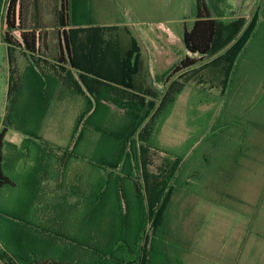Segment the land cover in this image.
Listing matches in <instances>:
<instances>
[{"label": "crops", "instance_id": "0c3cea01", "mask_svg": "<svg viewBox=\"0 0 264 264\" xmlns=\"http://www.w3.org/2000/svg\"><path fill=\"white\" fill-rule=\"evenodd\" d=\"M45 1L46 0H41V7L45 8L49 6L51 12L49 3ZM128 1L129 0H69L70 15L74 14L75 18L74 22L72 21L67 29L76 32V34L73 35L77 37L71 39V54L74 56V59L76 58L78 65L82 66L84 69L80 67H77L80 69H72L67 65L56 63L50 57L41 55L38 56L40 59L38 63L41 64V67H38V71H31L29 67L28 71L24 69L25 72L21 71L18 73L20 79H26L25 74H28V78L30 79L34 78L36 75L39 78L37 93L41 96V129L46 127L49 121V119H47L45 125L42 121L47 112L45 109H50L53 105L71 106L73 110L79 112L75 117V126L83 112H88L86 119L92 125L94 124L95 117L93 112L95 110L101 109V111L107 112L123 111L124 113L129 110H139L141 105H143L141 98H144L145 103L153 102V111L158 108L160 104L159 98L164 97L170 85V83L168 85H163V83L162 85L159 84L160 81L163 82L162 78H159L157 73H155L156 65H154L155 61L153 58L156 57L157 64H159V56L157 53L162 51L157 50L155 53L151 51L150 46L153 47L152 39L149 40V44L147 45L150 50L147 51L143 49L142 43L137 41L131 33L139 47L140 54L138 56L126 55L125 52L128 49L129 51L133 49V42L132 39L125 40V32L141 30L150 31L161 25L163 26L164 21H158L156 17L155 19L150 18L152 14L156 15L157 13L155 2L151 5V0H146L147 3L144 2L140 4L138 0H135L136 7L139 6V8L134 10ZM45 12H41V14L43 15L45 13L47 15L45 22H42V24L44 26H50L45 28V30L50 32V37L47 42L50 46L55 48L56 53H58L60 51V49H57L58 40L55 37V33H51L56 31L57 28L51 27L53 24H50V12L46 10ZM138 15L143 16L137 17ZM164 27H167V25H164ZM60 30H62V28ZM109 30L117 32L122 38L117 39L116 54L113 53L105 57L100 54L95 59L94 46L91 45V40L89 39L90 35H92L90 33ZM123 44L124 46H122ZM62 45L63 43L61 42V46ZM126 45H128L127 50H125ZM61 48L63 49V46ZM15 51L21 54L24 53V51L19 48H16ZM163 52L166 55L169 53L168 50ZM93 66L97 67L96 69L99 70L102 79L89 73L88 69ZM96 76L99 75L96 74ZM105 79L109 81H105ZM96 80L102 83L99 84ZM159 85H161L160 91H158ZM136 96L138 99H136ZM42 110H44V112H42ZM105 124L106 121L103 125ZM85 127L91 126L85 125ZM6 135H10L8 141H6ZM6 135L3 147V163L5 159V149L8 150L7 157L11 150L15 151L17 160H11L10 168L7 169L4 174L8 180L14 183V186L17 181L11 177L13 176V172L19 173L21 167L24 172L32 163V158H28L30 144L38 149L36 159L39 165H37V170L32 173L24 172L25 174H22V182L34 184L39 192L40 198L37 200L24 201L21 206L26 207V210L21 211L20 215L15 216L11 215V213L10 215H3L5 218L1 221H4L3 223L5 224L0 228V236L6 240V247L4 248L0 244V264H17L13 260L12 253L25 258L36 256L37 259L41 260V257L44 256L45 258H53V260L57 262L79 264L74 260L58 259L55 257L54 255H56L57 252L56 248L58 247L61 249H77L79 247L84 252L82 247L88 249L92 248L90 247L91 245H94L95 248L99 246L103 250V253L109 254L110 252H116V254L120 255L126 251L128 245L125 241L128 240V237L136 235L137 233H127L125 231L124 225L127 222L126 219L122 217L124 214L123 205L119 207V211L120 208L122 209V215L118 213L111 218L108 216V210H106V214L94 215V210L92 211L93 203L87 200V198L79 200V207L75 204V200H71L72 198L64 203L56 199L60 196V190L74 192H81L84 190L85 192L89 191L93 194V190H95L92 178L94 171L100 175L99 177L101 179L105 177V170L107 169L104 168L106 167L101 169L98 166L96 167L93 161L90 162V160H88V156L92 157L94 147L92 145L89 146L87 135L84 137L82 134V136H79L77 139L74 132L71 146L66 150L57 147H52L51 149L47 139L42 135L41 138L38 137V140L29 136L27 132L21 133L13 128H8ZM204 138L205 136L203 139ZM227 140L228 137L221 140L219 144ZM201 141L202 139L199 140L198 143ZM81 142L85 143V145L81 146L79 144ZM210 146V149L202 150L200 158L196 156L197 163L194 166L187 168V165H185L187 161L184 160L180 171L181 175H184V180L187 175L193 174V172L196 175L198 174L197 181L202 180V176L207 174L209 176L207 182L201 185H195L193 188H188L190 189L189 191L180 188L184 183L172 186L169 191L171 193H169V199L166 200L165 213L166 211H171L168 210V207L172 209V205L177 201L176 198L180 194H182V196L185 195L189 201H194L204 206H210L214 209L213 212H229L232 217V223H236V226H239V224L243 226V224H245V228H242L243 230L240 229L239 245H235L234 250L230 252L229 264H264V254L262 251H259L258 254L252 251L253 244L264 245V205L260 208L258 207L264 186V144L261 151L245 153V157H240L241 155L239 153L235 154V156L232 153L229 154L230 159H233L229 162L228 160L226 161L228 157L227 155L224 156L225 152L221 150V145L216 146L213 143V145L210 144ZM80 148L84 151L82 154H76V150ZM88 152H90V154ZM192 153L193 150H190L186 157L187 160L190 158L189 154ZM122 155H124V153L117 154L116 151L109 154L108 151L104 149L100 152L98 158L107 161L111 160L112 163H118ZM76 156L82 161L79 162L74 159V161H70L69 164L68 159H71V157L75 158ZM166 158L167 161L170 162L174 161L177 157L167 155ZM21 163L23 165H21ZM228 163H230V169L226 168L229 165ZM196 165H201V168ZM240 166L245 170L240 171ZM72 168L75 169L73 170ZM66 169H72L71 177L67 176L64 178L62 175L65 173L64 170ZM61 171H63L61 174L62 177L59 176ZM211 171L216 172L211 173ZM168 172L171 173V170H168ZM232 173L235 174V177L232 178L228 184L221 182L216 183L214 180L220 179L219 174L220 176H224ZM82 174L86 175V182H83L84 179ZM89 175L91 176L90 179ZM177 181H183V177H181L180 180L179 177H177ZM110 185L111 184H107V191H115L114 187ZM119 190H122V188H119ZM41 191L51 192L47 197L50 199L49 201H46L47 198L42 199ZM191 192L192 194H190ZM109 194L113 195L114 193L112 192V194ZM69 196L71 197L70 194ZM110 201V199H106V203L103 205H106L108 208L111 206L113 207L114 204L110 203ZM152 201L155 205L157 200L155 198L152 199ZM60 203L66 206V212L70 213V215L60 213V211L62 212V205ZM79 212L81 213L80 215H78ZM96 213L98 214V212ZM182 215L174 217L173 221H177H175V225L171 224V227L166 226L165 219L161 215L155 230H161L162 228L163 233H165L167 237L176 238L180 240V242H188L189 237L192 236V231L189 225L185 224V217ZM136 220L134 219V222ZM66 221L73 223V230L76 231L75 233L81 231L88 232V234L85 233V236L82 235L81 237L74 236L76 235L74 232L71 235L62 234L64 231H62L60 223ZM92 221H96L97 226L91 224ZM65 228L70 232L68 226ZM228 231V228L225 227L224 232L226 236ZM168 234H171V236H168ZM222 234L223 229L217 234L219 239L222 238ZM83 237L84 239H82ZM92 240L94 241L91 242ZM217 243L218 247H221L220 240H217ZM132 244L134 246L136 245V239L133 240ZM163 247L165 251L153 250L152 259L154 261H151L150 264H178V260H174L175 256H179V254L183 256V254L186 253L184 249L181 248V250H179L173 248L171 245L166 244ZM221 251L222 249H220L219 253H221ZM89 253L93 255V252ZM182 259L183 257L181 258V264L184 263ZM90 264L93 263L90 262Z\"/></svg>", "mask_w": 264, "mask_h": 264}, {"label": "rangeland", "instance_id": "374dc122", "mask_svg": "<svg viewBox=\"0 0 264 264\" xmlns=\"http://www.w3.org/2000/svg\"><path fill=\"white\" fill-rule=\"evenodd\" d=\"M168 2L169 0H165L163 3L164 7L159 8H165L168 5ZM230 5L231 10L226 12L224 17L217 18V20L221 25H237L240 29L239 33L237 36L235 35V40L232 43L214 55L205 58L203 63L199 66L209 65L219 57H222V61L215 63L216 65L211 67V70L209 68L201 69V67L200 69H197L198 71H195L192 74V76L197 75L204 78L208 84V88L203 89L206 93H203L202 91L196 92L190 87L188 92L183 88L179 97L175 98L173 102L167 103L162 110L157 112L155 119L150 122L149 128L146 127V131L143 130V132H141L140 138L134 139L136 146L142 142L144 149L146 150L142 152L144 156L142 159L143 167L141 169L144 176V186L146 188L143 192L144 199H155L157 197L162 199V197L169 193L165 190V192L158 196L159 190L156 188V182L163 180L169 174L168 170L173 168L172 165L175 160L168 162L166 158L167 155L175 157L181 156L185 152L189 153L190 150L194 149L198 144V147L193 150V153L189 154V160L186 159L187 164L185 165H187V168L190 166L192 167L197 163L196 156L200 158L202 150L210 149V144L213 143L214 145L217 144V146L221 145L219 144L221 140L227 138L229 136L228 134L232 131L242 129L241 127H244L246 121L251 117L257 121L260 119L261 121H264V0H230ZM174 6L175 8H171L168 12L165 10L157 11L156 15L152 14L150 16V18L153 19H155V17L157 18L159 15H164V13L170 14L173 17L175 16L176 18L173 19L174 21L168 19L165 22V20L162 19L164 25H167V27L161 25L150 31L141 30L131 32L134 38L142 43L143 49L147 51L151 49L154 53L157 52V50L162 51L157 53L159 56V64H157V58H153L155 61L154 65H156L155 73H157L159 78L167 73V71L176 65L183 57H197L196 55L187 52L181 42L179 32L177 31L178 24L180 26L183 24L188 29L192 26V0L175 1ZM142 16L143 15H138L137 17ZM28 18V26L32 27L35 23V21L33 23V19L35 20L36 18L35 10H33V8H31ZM224 28V25L220 26L221 37H223ZM245 31H247V35H245V47L240 50L238 55H236V58H233L234 52L232 53V57L231 55L227 56V52L230 53L229 51L233 44L236 40L241 38ZM51 33L54 34V32ZM13 34L16 37L18 36V32H14ZM1 35L0 25V129L4 125L9 124L14 130L17 129L21 133H31L39 138H41L42 135L47 139L51 149L52 147L61 148L63 150L68 149L71 146L72 137L74 135L76 123L75 117L79 112L73 110L71 106L53 105L50 109H45L47 112L42 121L44 125L47 119H49V121L47 122V126L41 129V96L37 93L38 85L32 79L28 78V74H25L26 79H20L18 76L19 72H23L24 69L25 71H28L29 67V70L31 71H38V67H41V64L37 63V66L34 65L27 56L24 57L23 54L15 51L16 48L9 49V57L7 53L8 47L2 42ZM150 39L153 40V47L150 46L149 49L147 45L149 44ZM165 50H168V55L163 52ZM236 65H238L237 78L244 79L242 86L243 89H240V92L244 95H239L241 96L242 102H245L242 106L244 107L246 104L252 103L253 106L256 107V110L248 112L251 116L244 115L245 117H242V114H244L243 112H236V116L242 115L239 119L243 122V126H238V128H236L235 120H229L226 124L227 127L222 134L216 132L203 139V137H201L202 133L206 131L205 134H207L209 132V129L216 118L214 114L218 110V106L214 102L216 100L218 104L216 98L220 97L219 93H225L228 81L232 76L231 73H233ZM31 67H33V70ZM10 74L12 76L11 84L9 77ZM162 83L163 82L160 81L159 84L162 85ZM9 84L11 86V92L8 94ZM161 85H159L158 91H160ZM257 86L261 91V95H258L259 93H257L258 88L256 93L254 92ZM246 89L252 92V94L249 93L250 100L246 98ZM161 99L162 98H159V103ZM219 102V104H221L220 100ZM42 112H44V110H42ZM127 112L128 111H125V113L123 111L107 112L99 109L98 111H95L94 123L101 125L102 128L105 127V129L109 131H119L123 128V125L128 123ZM228 115H231V113ZM105 121L106 124L103 125ZM102 133L94 131L91 127H84L82 131L84 137L86 135L88 136L89 146L92 145L94 147L92 157L88 156V160H90V162L93 161L94 164L101 162L102 159H98V155L104 149H106L109 154L113 153L115 150V144L112 140L114 135H109V133L106 134L105 132ZM259 136L260 135H258V137ZM9 138L10 135H6V141H8ZM201 138L202 141L198 143ZM79 144L81 146L85 145V143L82 142ZM233 147V140L228 139L225 141V154H231ZM37 150L38 149L35 146L30 144L28 158H32V163L29 168H26L24 171L25 173H32L37 170V165H39V162L36 159V155L38 154ZM7 151V149L4 150L5 159L3 163V172L5 173L7 169L10 168L11 160H17L15 151L11 150L9 152V158L7 157ZM83 151L80 148L76 150V154H82ZM88 153L90 154V152ZM74 159L79 162L82 161L76 156L75 158L71 157V159H68V163L70 164V161H74ZM227 160L228 159H226V161ZM228 164L229 165L226 168L230 169V163ZM21 165L23 164L21 163ZM196 166L201 168V165ZM72 169L74 170L75 168ZM72 169L64 170L65 173L63 174V171H61L59 176L62 174L64 178L67 176L71 177ZM239 169L240 171L245 170L242 166H240ZM22 170L21 167L19 173L13 172V176H11L17 181L14 187L4 186L0 190V228L5 224L3 223L4 221H1L5 218L3 215H10V213L15 216L20 215L21 211L26 210V207L21 206L24 201L37 200L40 198L39 192L34 184L22 182V174H25ZM141 171L139 167L138 175H141ZM215 172L216 171H211V173ZM82 175L84 179L83 182H86V175ZM99 176L100 175L94 171L92 178L95 190H93V194L89 191L85 192L84 190L81 192L60 190V196L56 199L61 200L64 203L72 198L71 200H75V204L79 207V200L87 198V200H90L91 203H93L92 211L94 210V215L106 214V210H108V216L111 218L118 213L122 215V209L120 208L119 211V207L123 205L125 210L122 217L125 218L127 222L124 225V229L127 233L137 234L128 237V240L125 242H127L129 247L127 246L126 251L121 255L116 254V252H110L109 254L103 253V250L99 246H96L95 248L94 245H91L90 247L92 248L88 249L82 247L84 250L83 252L78 247V244L77 249H61L60 247H55L57 250L56 255H54L55 257L58 259L74 260L79 264H90V262L93 264H150L151 261H154L152 259L153 250L165 251L163 246L167 244L179 250L182 248L186 252L183 256H181V254L175 256L174 260L177 259L178 264H181L182 257V260L184 261L183 264H229L230 252L234 250L235 245H239L240 243V229L243 230L245 228V224H243V226L241 224L236 226V223H232V217L229 212H213L214 209L208 205L204 206L197 204L194 201H189L185 195H178L176 198L177 201L172 205V209L168 207V210L171 211H166L165 213L166 207H163L160 215L164 217L165 224H167L166 226L171 227V224L175 225V221H177H173L174 217L185 214L182 216L185 217V224L189 225L191 228L192 236L189 237L188 242H180V240H177L176 238L167 237L165 233H163L162 228L161 230H155V227L158 226V222L157 225L155 224L156 226L154 225L155 227H153L152 220H154V217L148 220L149 223L148 226L146 225V228H144V224L142 226V222H146L145 217H143L144 206L143 204L138 203L133 187L128 184L129 182H124L119 185L122 188V191L118 192V195L122 194L123 197L120 205L118 203L119 197H113L115 191H103V194L97 198L95 192L97 191L98 184H101V178ZM219 177L220 179H214L216 183H220L224 179L220 174ZM90 178L91 176L89 175V179ZM208 179L209 176L207 174L203 175L202 180L200 181L195 180L191 182L189 179H186L185 181L179 182L181 184L185 183L180 186V188L189 191L190 189L188 188L204 184ZM141 184L142 179L140 178V186ZM112 192L114 194L110 195L109 193L112 194ZM50 193L51 192L48 191H41L42 199H46ZM190 194H192V192ZM106 199L111 200L110 203L114 204L113 207L111 206L108 208L106 205H103L106 203ZM49 200L50 199L47 198L46 201ZM61 205L62 212L60 211V213L70 215V213L66 212V206L63 204ZM96 212H98V214ZM139 212L141 214L140 219ZM80 214L81 213L79 212L78 215ZM134 219L137 220L134 222ZM91 224L97 226L96 221H92ZM60 226L62 231H64L62 234L71 235L73 232H76L73 230V223L70 221L62 222L60 223ZM66 226H68L70 232L67 231L65 228ZM225 227L229 230L227 236L224 232ZM222 229V238L219 239L217 234ZM85 233L88 234V232L78 231L74 236H85ZM168 236H171V234H168ZM82 239H84V237ZM134 239H136L135 246L132 244ZM217 240H220L221 247H218ZM93 241L94 240L91 242ZM0 244L4 248L6 247V240L1 236ZM130 249L132 251H130ZM220 249H222L221 253H219ZM252 251L256 254H258L259 251H262L264 254V245L253 244ZM89 252H93V255Z\"/></svg>", "mask_w": 264, "mask_h": 264}, {"label": "trees", "instance_id": "16d2710c", "mask_svg": "<svg viewBox=\"0 0 264 264\" xmlns=\"http://www.w3.org/2000/svg\"><path fill=\"white\" fill-rule=\"evenodd\" d=\"M164 1L165 0H151L150 2L151 5L153 4V2H155L157 11L165 10L168 12L171 8H175V1L177 2L179 0H169L168 5L165 8H159L164 7ZM45 2L49 3L51 7V12L49 6H46L45 8L41 7V0H0V25L2 34L1 40L8 47V56L10 57V48H19L24 51L23 55L27 56L30 61H32V63L36 66L40 60L38 56L42 55L45 57H50L56 63L67 65L72 69L82 68V66L78 65V63L76 62V58L74 59V56L71 54V39L77 37L76 35H73L76 34V32L67 29L71 25L72 21L74 22L75 18L74 14L70 15L69 0H46ZM128 2L131 5L132 9L136 10L137 8H139V6L136 7L135 0H129ZM144 2L147 3L146 0H138V3L140 4H143ZM31 8L35 10L36 16L35 20L33 19V23L34 21L35 23L32 27L28 26V15L30 14ZM45 10L50 12L49 20L50 24H53L51 27L57 28L54 33L56 35L55 37L58 40L57 49H60L58 53H56L55 48L50 46L47 42L50 37V32L45 30V28L50 26H44L42 24V22H45V18L47 15L45 13V15L41 14V12L43 13L45 12ZM230 10V0H192V26L188 29L187 27H185V25L182 24L180 26L178 24L177 31L179 32L181 42L183 43L187 52L196 55L197 57H183L176 65L169 69L167 73L162 75L161 78L163 81V85H168L169 83L170 85L166 91V94L160 100V104L155 111H153V102L145 103L144 98H141L143 105H141V108L139 110H129L127 112V115L129 116L128 123L126 125H123V128L119 131H109L105 129V127L102 128L101 125L95 123L91 125L90 122L86 119V115L88 114V112H83V114H81L75 126L74 132L77 139L79 138V136H82V131L85 125L91 126L96 132H105L106 134L109 133V135H114V138H112L115 144L114 151H116L117 154L124 153V155H122V158L118 163H112L111 160L107 161L102 159L101 162H97L98 164H95L96 167L98 166L101 169H103V167H106L104 169H109L108 171L105 170V177L101 179V184H99V186L97 187V191L95 192V194H97L98 198L103 194V191L108 192L106 189L107 184H111L110 186H113L115 189V195L113 197H119L118 203L120 204L122 203L123 197L122 194L118 195V192L122 191L119 190V188L121 189L119 185L124 182H129L128 184L133 187V191L138 203L143 204L144 206L143 217H145L146 221L142 222V226L143 224L145 225L144 228H146V225L148 226V220H150L152 217H154V220H152L153 227L157 225L158 219L161 217V210L163 209V207H165L166 200L169 199L170 189L172 188V186L180 184L179 181H177V177H179V180L181 177H183V181L189 179V181L193 182L195 180L197 181L198 174H189L184 180V175H181L180 171L182 169L184 160H186L188 152H185L181 156H178L173 162L174 164L172 165L173 168L171 169V173H169L163 180L156 182V188L157 190H159L158 196L161 195V193L165 192V190H167V192L169 193L162 197V199L157 197L156 204L154 205L152 199H144L143 196V192L144 190H146V188L144 186V176L142 174L141 169L143 167L142 159L144 156L142 152L145 149L142 142H140L138 146H136L134 139L140 138L141 132H143V130L146 131V127L149 128L150 122L155 119L157 112L162 110L167 103H171L175 98L179 97V94H181L183 88H185L188 92V89L192 88L196 92L202 91L203 93H206L203 91V89L208 88V84L206 83L204 78H201V76L197 75L192 76V74L193 72L198 71L197 69H200L201 67V69L209 68L211 70V67L216 65L215 63L222 61V57L217 58L216 60H214V62H211L209 65H199L203 63L205 58L209 57L210 55H214L218 51H221L223 48H225L235 40V35L237 36L240 31L237 25L233 26V24H222L225 28L224 33L222 35L223 37H221L220 26L222 25L217 20V18L224 17V14ZM174 18L176 17L164 13V15L157 16L156 19L158 21H162V19L167 21L168 19L173 20ZM46 22L48 24L47 20ZM61 28L62 30H60ZM14 32H18L17 37L13 34ZM90 34H92L90 35L89 39L91 40V45L94 46L95 59L100 54H102L104 57L106 55H112L113 53L116 54V46L118 44L117 39H122L117 32L109 30L95 33L92 32ZM125 34V40L132 39L133 42V49L130 51L128 49V45H126L125 50H128L125 52V54L138 56L140 54L139 47L137 46V43L134 40L131 32L126 31ZM245 35H247V31L244 32L241 38L236 40V42L231 47V50L229 51L230 53L227 52V56L231 55L232 57V53L234 52L233 58L237 57L236 55H238L240 50L245 47ZM61 42L63 43V49L61 48ZM122 46H124V44ZM96 68V66L89 68V73H91L95 77H98L99 79H102L100 77L99 70ZM31 69L33 70V67H31ZM237 71L238 65L235 66L233 73H231L232 76L231 79L228 81L225 93H219L220 97L216 98L218 100V104L220 103L219 100L221 101V104L218 105L216 100L214 102L218 106V110L214 114L216 118L213 121L209 132L207 134H205L206 131L203 132L201 137H204L206 135V138L209 137L208 135L215 134L216 132H220V134H222L225 131L227 127L226 124L229 120H235L236 128H238V126H243V122L239 118H241L242 115V117H245L246 115L251 116V114H248V112H253L256 110V107L253 106L252 103L246 104V106L244 107L242 106L243 104H245V102H242L241 96L239 95H244L240 92V89H243L242 86L244 79L237 78ZM96 74L99 76H96ZM9 77L11 84V74ZM32 80H34V82L36 83H39V78L37 77V75L34 76ZM105 81L109 80L105 79ZM96 82L99 84L102 83L99 80H96ZM10 84L8 88V94L11 92ZM257 88L258 86L254 90L255 93ZM260 92L261 91L258 88V95H261ZM249 93L252 94V92L246 89V98L250 100ZM136 99H138L137 96ZM95 111L93 112L94 117ZM236 112H243L244 114L236 116ZM229 113H231V115H228ZM8 128L13 127H11V125L9 124H6L0 129V190L4 186H14V183L8 180V178L3 172L4 138ZM241 128L242 129H237L236 131H232L230 134H228L230 137L227 135L228 139L233 140L234 142L232 154L235 156V154L239 153L241 155L240 157H245V153L252 151H261V145L263 146L264 144V121H261V119L257 121L254 120L253 117H251L250 119H248V121H246L245 126ZM27 134L35 139H38V137L32 135L31 133ZM258 135L260 136L258 137ZM215 145L217 146V144ZM220 147L221 150L224 151V142L221 143ZM225 155L226 154H224V156ZM227 157L228 162L233 160L230 159L229 155H227ZM139 167L141 175H138ZM221 177L224 178L221 183L228 184L230 180L235 177V174H227ZM140 178L142 179L141 186ZM262 193L263 194L261 196V199L259 200V208L264 205V186ZM140 216L141 214L139 212V219ZM130 251L132 250L130 249ZM12 257L17 264H66L62 262H57L53 260V258L48 257H41V260H39L36 258V256L32 258L30 256L29 258H25L14 253H12Z\"/></svg>", "mask_w": 264, "mask_h": 264}]
</instances>
